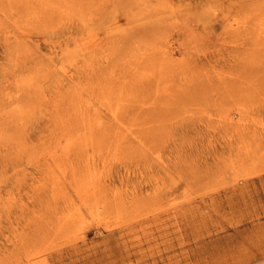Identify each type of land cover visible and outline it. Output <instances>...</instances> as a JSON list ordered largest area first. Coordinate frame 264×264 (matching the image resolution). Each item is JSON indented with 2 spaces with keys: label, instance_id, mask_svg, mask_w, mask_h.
<instances>
[{
  "label": "rangeland",
  "instance_id": "rangeland-1",
  "mask_svg": "<svg viewBox=\"0 0 264 264\" xmlns=\"http://www.w3.org/2000/svg\"><path fill=\"white\" fill-rule=\"evenodd\" d=\"M0 264H264V0H0Z\"/></svg>",
  "mask_w": 264,
  "mask_h": 264
}]
</instances>
